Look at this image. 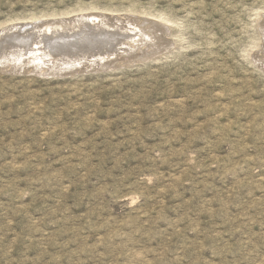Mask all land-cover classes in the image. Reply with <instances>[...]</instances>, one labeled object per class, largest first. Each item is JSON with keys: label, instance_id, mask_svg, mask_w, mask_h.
I'll list each match as a JSON object with an SVG mask.
<instances>
[{"label": "rangeland", "instance_id": "rangeland-1", "mask_svg": "<svg viewBox=\"0 0 264 264\" xmlns=\"http://www.w3.org/2000/svg\"><path fill=\"white\" fill-rule=\"evenodd\" d=\"M102 14L158 20L156 53L87 63ZM33 19L84 63L1 56L0 264H264V0H0V32Z\"/></svg>", "mask_w": 264, "mask_h": 264}, {"label": "bare ground", "instance_id": "bare-ground-1", "mask_svg": "<svg viewBox=\"0 0 264 264\" xmlns=\"http://www.w3.org/2000/svg\"><path fill=\"white\" fill-rule=\"evenodd\" d=\"M112 13V12H111ZM117 15V14H116ZM115 15V16H116ZM120 15V14H119ZM89 17H91V15H88ZM93 17L91 18V20L92 21H94V23H95V21L97 20L98 21V23H95L96 25L98 24L99 26H102V27H105L106 29H103L102 31H97V32H105V33H109V29H113L111 26H112V23L114 22V21H111L112 23H107V21H105V20H111V19H114L115 21L116 20H118L120 23H122V24H125V25H123V26H121L118 22H114L115 24H117V25H120V27H119V29H117V30H119L120 31V29H123V30H121V31H126V33H123V32H118L119 33V35L120 34H122L123 35V40H121V41H119V44L117 45V47H112V50L110 51V52H106L107 53V55L106 54H100V55H98L99 57H92V59L91 60H89V61H87V63H90V64H92V63H94V64H98V69H104V68H110V67H115V66H122V65H124V64H127V63H129V61H130V59H134V60H139V59H144V58H147V57H149V56H151L153 53H156V52H154V50H148V49H140V45L143 43V41L141 40V36H143V38H144V40H151V39H154V38H156V37H158V35H155V36H152L154 33H153V29H159L158 27H159V21L158 20H156V19H150V18H144V17H139V18H136V20H135V22L133 21L132 23L130 22V21H127L126 19H124V18H126V17H124V18H119V17H112L113 15H111V17H109L108 15H92ZM124 16V15H123ZM155 16H157L158 18H160V19H162V20H168V19H166V17H162V15H155ZM70 17V16H69ZM149 17V16H148ZM118 18V19H117ZM53 19V18H52ZM58 19V18H57ZM79 19H80V17H79ZM103 19H105L104 20V22H105V24H102L103 23ZM40 20H42L41 22H40ZM46 20V19H45ZM44 19H33V20H31V21H27V22H25V21H23V22H21V23H17L16 25H14L13 26V28L11 27V26H9V27H11V28H9V30H6V32H4V31H1L0 32V65H5L4 64V62L6 61L7 62V60H10V57H12V58H14V59H19V58H24V55H26V54H28V57H27V59L30 61V60H32L33 59V61H37V63L35 64V62H34V64L35 65H37L38 66V68L37 69H39L40 71H38V72H43V74H70L74 69V71H79V70H81L82 68L80 67V68H74V69H66V67H64L63 65H65V64H68V63H70V64H74L75 62L77 63V64H79L80 62L83 64L84 63V60H82V61H80V58L79 57H81V55L80 54H78V53H74V55H72V56H76V58L75 59H61V60H64V61H67V62H61L60 63V65H58L57 63V61H58V59H56L55 60V58L53 57V55H51V53H49V50L47 51L46 49H44V47H42L41 45H47L48 46V42H45V41H47V39H45L44 40V42H43V38L44 37H42L44 34H47V30L49 29V27H51V21L49 22V21H45ZM68 20V19H67ZM71 21H72V19H70ZM131 20V19H130ZM76 21V20H75ZM64 22H66V21H64ZM68 22H70V21H68ZM2 24V23H1ZM14 24V23H13ZM71 24V23H70ZM75 24H76V22H75ZM95 24H93V25H95ZM5 26L6 25H9V23L8 24H4ZM85 25V24H84ZM111 25V26H110ZM71 26V25H70ZM86 26V25H85ZM116 26V25H115ZM2 27H4V26H2ZM8 27V26H7ZM74 27V26H73ZM83 27V26H82ZM82 27H80V28H82ZM116 27H118V26H116ZM1 28V27H0ZM66 28H67V26H66ZM91 28V27H90ZM100 28V27H99ZM7 29V28H6ZM108 29V30H107ZM50 30V29H49ZM60 30V29H59ZM80 30H83V29H80ZM79 30V31H80ZM71 31V30H70ZM85 31V34H87V32L88 31H90V30H88V31H86V29L84 30ZM84 31H82V32H84ZM92 31H94L93 30V27H92ZM2 32H4L3 34H1ZM57 32V31H56ZM65 32V31H64ZM72 32V31H71ZM73 32H76V31H73ZM91 32V31H90ZM67 33V32H66ZM77 33V32H76ZM92 33H94V32H92ZM92 33H90V34H92ZM151 33H153V34H151ZM70 35H72V34H74L75 36H76V34L75 33H69ZM79 33H77V35H78ZM84 34V33H83ZM104 34V33H103ZM110 34V33H109ZM113 34V33H112ZM151 34V35H150ZM48 35V34H47ZM66 35H68V34H66ZM80 35V34H79ZM88 35V34H87ZM93 35V34H92ZM91 35V36H92ZM95 35H98V34H95ZM95 35H93V36H95ZM51 36V35H50ZM84 37H85V35H83ZM82 36V37H83ZM93 36H92V38H93ZM104 36V35H103ZM107 36H108V34H107ZM107 36L105 37L106 38V40H107ZM113 36V35H112ZM116 36V35H115ZM114 36V37H115ZM57 37H59V36H57ZM67 38H69L68 36H66ZM80 38H81V36H79ZM88 37H90V36H88ZM87 37V41H89L90 39H92V38H88ZM96 37V39L98 38L99 39V37H97V36H95ZM102 37V36H101ZM120 37V36H119ZM122 37V36H121ZM59 38H62V39H65V36H60ZM73 38V37H72ZM75 38V37H74ZM69 39V40H73V41H75V40H77V39ZM105 38H100V39H102V42H103V39H105ZM112 38V37H111ZM111 38H109V39H111ZM142 38V39H143ZM54 39H55V37H54ZM82 39V38H81ZM99 39V40H100ZM115 39L117 40V38L115 37ZM115 39H113V40H115ZM57 39H55V41H56ZM68 40V39H67ZM67 40L65 41V42H67ZM86 41V39H82V40H77V41H75V42H67L68 44L67 45H65V43H61L60 44V42H61V39H60V42L59 41H56V42H59V43H57V46L60 48H58L59 50H61V48L62 47H60V46H65V47H74L75 45H77L78 44V42H82V41ZM112 40V41H113ZM115 40V41H116ZM19 41V42H18ZM62 41H64V40H62ZM84 41L82 42V44L80 45V46H83V44H84ZM91 41V40H90ZM95 41V40H94ZM142 41V42H141ZM145 41V42H146ZM156 41V40H155ZM158 41V40H157ZM50 42H51V40H50ZM53 42V41H52ZM92 42V41H91ZM97 42V41H96ZM104 42H106V41H104ZM114 42V41H113ZM88 43V42H87ZM92 43H95V42H92ZM100 43V42H99ZM109 43V42H108ZM116 43H117V41H116ZM115 43V44H116ZM154 43V45H155V42H153ZM153 43H151V42H149L148 44L149 45H147L149 48H151L152 47V45L151 44H153ZM158 43V42H157ZM51 44V43H50ZM52 44H54V46H55V43H52ZM60 44V45H59ZM85 44H86V42H85ZM84 44V45H85ZM98 44V43H97ZM101 44V43H100ZM105 44V43H104ZM103 44V45H104ZM110 44V43H109ZM108 44V45H109ZM87 45V44H86ZM99 45V44H98ZM113 45V44H112ZM122 47H121V46ZM137 45V46H136ZM51 46H53V45H51ZM53 46V47H54ZM56 46V47H57ZM80 46H78V47H80ZM91 46V45H90ZM94 46V45H93ZM96 46V45H95ZM111 46V45H110ZM142 46V45H141ZM46 47V46H45ZM70 47V48H71ZM77 47V46H76ZM76 47H74V48H76ZM88 47H89V45H88ZM101 47H106V46H101ZM125 48V49H121V48ZM135 47H138L137 49H134ZM47 48V47H46ZM108 48V47H107ZM156 48V47H155ZM49 49V48H48ZM51 49V48H50ZM57 49V48H56ZM63 49V48H62ZM67 49H69V48H67ZM78 49V48H77ZM86 49V48H85ZM84 49V50H85ZM104 49V48H103ZM51 50H54V49H51ZM50 50V51H51ZM58 50V51H59ZM89 50V49H88ZM7 51H8V53H7ZM77 51V50H76ZM79 51V50H78ZM106 51V50H105ZM254 51V50H253ZM54 52V51H53ZM65 52V51H64ZM71 52H73V51H71ZM75 52V51H74ZM257 52V51H256ZM5 53H6V55L7 56H5L4 58L6 59V58H8V56H9V59H7V60H1V56L2 55H5ZM102 53V52H101ZM63 54V53H62ZM115 55V57L113 58V56H111V58H109V59H106V58H108V56H110V55ZM131 54H134V55H131ZM65 55V54H64ZM96 55V54H95ZM56 56V55H55ZM116 56H119L120 58L119 59H117L116 58ZM3 57V56H2ZM69 57V56H68ZM47 58V59H46ZM57 58V57H56ZM87 58H89V57H87ZM86 58V59H87ZM46 59V60H45ZM81 59H83V58H81ZM106 59V60H105ZM28 61V62H29ZM54 61H56V62H54ZM32 62V61H31ZM22 63H24V64H26V61H23ZM62 65V66H61ZM86 65V64H85ZM84 65V66H85ZM89 66V65H88ZM87 66V67H88ZM96 66H94V68H97ZM37 71V70H36Z\"/></svg>", "mask_w": 264, "mask_h": 264}]
</instances>
